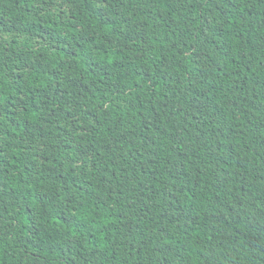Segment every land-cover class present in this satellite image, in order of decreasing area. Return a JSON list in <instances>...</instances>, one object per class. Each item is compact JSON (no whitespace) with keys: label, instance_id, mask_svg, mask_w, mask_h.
<instances>
[{"label":"trees","instance_id":"1","mask_svg":"<svg viewBox=\"0 0 264 264\" xmlns=\"http://www.w3.org/2000/svg\"><path fill=\"white\" fill-rule=\"evenodd\" d=\"M0 264H264V0H0Z\"/></svg>","mask_w":264,"mask_h":264}]
</instances>
